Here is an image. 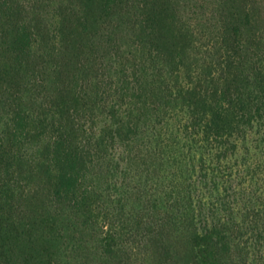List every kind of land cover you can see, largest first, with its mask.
I'll return each mask as SVG.
<instances>
[{
  "label": "trees",
  "instance_id": "obj_1",
  "mask_svg": "<svg viewBox=\"0 0 264 264\" xmlns=\"http://www.w3.org/2000/svg\"><path fill=\"white\" fill-rule=\"evenodd\" d=\"M136 1L91 0L83 14L68 9L49 28L38 21L32 26L27 21L21 24L15 3L0 0V105L4 107L0 114L5 121L0 142V264H59L53 249L61 238L57 227L62 208L67 218L84 225L96 226L101 220V230H105L101 248L105 255H110L114 242L125 235L108 209L102 211L93 199L94 187L88 183L89 139H83V133L87 134L89 129L85 117L80 115L90 110L86 95L77 93L70 85L63 86L56 94L45 97L37 115L24 111L15 96L28 88L51 83L54 77L50 66L57 55L65 56V50L73 47L80 51L85 43L92 47L94 10L104 16L121 6L144 11V7H136ZM167 2L155 1L147 19L140 17L135 22L143 35L139 37L140 62L134 63L133 76L123 80L125 83L134 79L138 99L142 85L149 86L150 97L154 98L151 112L156 114L157 123L152 125L150 119L135 115L143 114L138 102L124 113L122 107H114L109 123L98 129L99 135L92 129V138L97 139L98 135L103 144L119 143L114 157L122 156V162L131 169L143 160L144 153L149 158L156 156L160 163L172 153L176 170L172 173L173 182L161 185V190L156 189L159 196H155L157 204L162 200L164 207L168 203L166 208L170 212L190 215L193 220L188 264H227L232 260L233 248L237 257H247L251 254L249 247L254 248L255 261L264 260V56L257 55L254 65L241 58L245 51L240 38L241 22L234 27L228 69L219 63L221 69L216 74L187 69L183 74L178 69L165 71L160 66L162 53L158 49L164 32L158 23L167 13ZM149 28L151 31L146 34ZM36 44L49 48L46 56L33 51ZM256 53L254 50V56ZM32 56L37 58L32 60ZM166 56L168 59L167 53ZM11 70L16 71V76L5 83ZM54 75L56 79L62 78L60 71ZM163 98L164 105H157L155 101ZM172 102L176 105L170 108ZM251 136H257L252 148L248 145ZM42 138L47 140L44 156L26 162L32 175H44L43 197L52 204L48 210L37 206L40 192L32 187L27 191L21 180V163L25 160L21 149L31 139ZM240 142L244 143L248 157H243L242 163L236 159L232 165L229 160L237 157ZM155 148L159 151L154 152ZM167 160L170 161L168 157ZM90 164H94L93 160ZM34 170L40 173L34 174ZM134 176L139 177H131L126 171L123 178L135 179ZM148 181L140 185L146 183L147 187ZM111 189L110 197L120 194L117 183ZM131 190L134 189L129 190L133 194ZM135 194L138 198L142 194L149 196L145 192ZM152 208L157 209V205ZM157 224L163 230L165 219L157 220ZM127 234V238L132 236Z\"/></svg>",
  "mask_w": 264,
  "mask_h": 264
},
{
  "label": "rangeland",
  "instance_id": "obj_2",
  "mask_svg": "<svg viewBox=\"0 0 264 264\" xmlns=\"http://www.w3.org/2000/svg\"><path fill=\"white\" fill-rule=\"evenodd\" d=\"M10 1L15 3L16 8L19 9L18 20L21 24L22 21H27L32 26L38 21L42 27L53 28L68 9L73 13L83 14L91 0ZM155 1L158 0H137L136 7L141 8L142 6L144 11L133 6H121L109 16H104L100 15L98 9L94 10V15L91 14V21H94L91 30L92 47L85 43L86 46L80 51L75 47L65 50L67 54L54 57L53 65L50 66L54 77L51 83H47L44 87L33 88L34 90L28 88V90L16 93L17 104L21 105L24 111L34 113V115L42 111L45 97L56 94L63 86L70 85L72 89L77 90V93L81 92L82 95H86L87 109L90 110L82 111L80 115L85 117L87 123L85 120L83 122L89 129L87 134L83 133V139H89L87 143L90 147L87 148L90 151L87 157L88 183L93 184L94 187L96 195L93 199L102 207V211L108 209L116 225H120L121 234H125L114 242L113 252L105 255L101 248L102 239L105 236V230L103 232L101 230V220L96 226L93 225L94 223L84 225L82 221L67 218L64 215L67 212L62 208L61 217L59 216L60 223L57 227L61 238L59 245L53 249V257L59 264L189 263L188 246L193 229L191 225H194L192 218L190 215H183L176 211L170 212L168 203H166L168 207L166 208L162 200L157 204L158 197L156 196H159V193L156 189L161 190V185L168 186L173 182L172 173L176 170L174 169L175 163L171 159L172 153L167 155L171 162L166 157L161 163L156 156L149 158V154L144 153L143 160L137 162L131 169L127 163L122 162V156L114 157L115 153L119 152V143L110 144L109 141H104L103 144L98 139V129H102L109 123L114 107L117 109L122 107L121 112L124 113L127 107L138 102L143 114L135 115L139 117L142 115L146 121L150 119L149 122L152 125L158 121L156 114L151 112V103L154 98L150 97L149 86L142 85V96L138 99L135 96L134 79L130 78L127 82H123L127 76H133L134 63L140 62L141 53L138 51V46L139 37L143 38V35L135 26V22L140 21V17L147 19ZM166 8L167 13L158 23V27L164 32L158 49L162 53L160 66L167 72L170 69H178L182 71V74L187 70L216 74L221 69L219 63L228 69L227 55L235 37L234 27L241 22H243V28L240 38L245 46L241 58L254 65V59L257 60L258 56H264L262 54L264 53V50L262 51L264 49V0H168ZM150 31L149 28L146 34ZM254 37L257 39L256 42ZM48 50L46 45L43 44V47L39 48L36 44L33 51L46 56ZM254 50L257 52L256 56H254ZM166 53L169 55V60ZM36 58L32 56V60ZM54 69L56 70L53 72ZM57 71L62 72V78L56 79L54 73ZM15 73V70H11L5 83L12 80L16 76ZM126 85L129 87L128 90L124 89ZM155 102L163 106L165 100L163 98ZM175 105L172 102L169 107L172 108ZM3 108L0 105V109ZM83 108L84 106L81 105L80 109L83 110ZM163 114L164 112H161V116ZM1 117L2 115L0 116V142L5 125ZM163 121L167 124V118ZM92 129L98 134L97 139L92 138L94 137ZM254 137L257 138V136H251L248 140L251 148L254 146ZM46 142L45 138L31 139L22 147L21 154L25 160L21 163L23 170L21 180L24 185H27V191L32 187L40 192L42 196H39L37 206L40 209L46 207L48 210L52 204L49 200L47 201L46 197H43L46 195L42 191L44 175L43 173L42 176L38 174L42 177L38 179V175L35 174L37 170H34L35 175H32L30 166L26 162L36 157H43ZM98 143L102 146L99 147ZM158 151V148H155L154 152ZM164 155H166V150ZM243 157H248V154L244 143L240 142L237 157H231L229 163L234 165L236 159L242 163ZM92 160L94 164H90ZM118 163L120 168H118ZM126 171L131 177L135 174L139 177L134 176L135 179L124 180ZM92 177L95 179L91 180ZM146 179L149 180V185L147 187H145L146 183L140 185ZM116 183L120 194L110 197L109 194L113 193L111 188ZM130 189H134L131 190L133 194L129 192ZM135 192H145L149 196L145 197L146 194H142L141 198H138ZM116 198L121 201L118 202ZM153 205H157V209L152 208ZM162 218L165 219L163 230L157 224V220ZM128 232L132 235L130 238H127ZM248 251L251 254L247 257H237L236 249L233 248L232 260L226 261L227 264H264V260L255 261L254 248L249 247Z\"/></svg>",
  "mask_w": 264,
  "mask_h": 264
}]
</instances>
